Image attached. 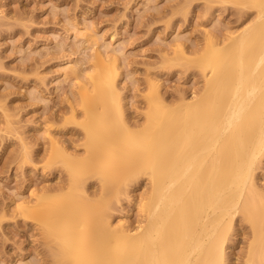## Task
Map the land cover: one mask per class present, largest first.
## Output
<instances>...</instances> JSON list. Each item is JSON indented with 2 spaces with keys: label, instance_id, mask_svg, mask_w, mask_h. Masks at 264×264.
<instances>
[{
  "label": "rangeland",
  "instance_id": "374dc122",
  "mask_svg": "<svg viewBox=\"0 0 264 264\" xmlns=\"http://www.w3.org/2000/svg\"><path fill=\"white\" fill-rule=\"evenodd\" d=\"M255 18L256 10L242 8L238 0H0V264H57L56 243L21 205L35 204L32 212L44 208L47 213L62 195L72 194L107 204L106 213L92 209L87 221L95 229L100 213L131 229L144 220L141 206L150 182L137 166L119 183L107 179L106 194V183L96 174L86 173L83 186L73 187L72 171L51 157L64 150L72 163L81 164L87 156V134L80 126L83 92L74 72L64 74L66 66H76L82 78L102 68L95 53L114 59L123 121L131 131L142 130L150 110V79L158 81L167 104L192 100L204 89L205 77L193 61L206 50L208 34L229 42ZM51 141L57 142L55 150ZM254 181L264 195V153ZM71 188L85 196L75 190L69 195ZM104 193L108 201L102 200ZM42 195L53 199L47 200L50 209L36 205ZM61 222L59 228L73 230L67 228L69 219ZM253 232L243 215L235 217L225 264L249 263ZM255 264H264V251Z\"/></svg>",
  "mask_w": 264,
  "mask_h": 264
},
{
  "label": "bare ground",
  "instance_id": "6f19581e",
  "mask_svg": "<svg viewBox=\"0 0 264 264\" xmlns=\"http://www.w3.org/2000/svg\"><path fill=\"white\" fill-rule=\"evenodd\" d=\"M238 2L255 9L256 18L229 42L221 44L208 34L206 50L193 61L205 77L203 91L173 106L162 97L158 81L150 79V110L142 130L131 131L123 121L114 59L95 53L102 68L82 78L76 66H66L64 74L74 72L83 92L80 126L87 134V156L81 164L72 163L64 150L51 157L72 171L73 187L82 185L86 173L119 183L137 166L147 173L150 192L141 206L144 220L133 229L104 218L107 204L81 199V187L69 192L79 197L58 199L64 203L36 198V205L57 206L55 214L46 209L47 215L44 208L32 212L38 209L35 204L21 205L23 214L39 219L56 243L57 264H225L228 235L238 215L254 230L248 264L264 251V195L254 181L264 153V0ZM51 142L55 150L57 142ZM110 183L104 186L106 194ZM105 193L102 200L108 198ZM96 207L104 212L97 229L87 221ZM65 219L71 232L56 225Z\"/></svg>",
  "mask_w": 264,
  "mask_h": 264
}]
</instances>
